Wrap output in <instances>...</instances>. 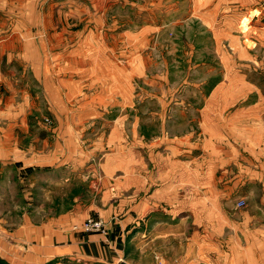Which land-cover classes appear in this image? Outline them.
<instances>
[{"label": "rangeland", "instance_id": "obj_1", "mask_svg": "<svg viewBox=\"0 0 264 264\" xmlns=\"http://www.w3.org/2000/svg\"><path fill=\"white\" fill-rule=\"evenodd\" d=\"M21 5L29 33L4 32L17 20L0 18V137L20 157L62 153L64 175L39 190L48 211L32 216H63L54 255L74 232L98 244L75 264H259L247 207L260 193H239L243 174L217 162L206 174L197 160L192 177L188 155L204 122L227 138L264 124V0ZM35 181L46 183L27 178L0 201V264L41 263L14 235Z\"/></svg>", "mask_w": 264, "mask_h": 264}, {"label": "crops", "instance_id": "obj_2", "mask_svg": "<svg viewBox=\"0 0 264 264\" xmlns=\"http://www.w3.org/2000/svg\"><path fill=\"white\" fill-rule=\"evenodd\" d=\"M23 1L25 3H36L37 0H0V18H14L17 20L12 27H9L10 29L7 28L4 32L29 33L28 25L21 26V24H19L21 23L20 21L27 18L30 14L29 6L27 7L28 11H22V7L24 6L21 4ZM43 1L45 5L44 10L46 12L47 7L49 11L52 9L50 7H52L54 2H59L60 4L64 3V0ZM47 3H51L52 5H47ZM208 125L209 122H204V127L202 126L199 130L201 140H199V142L195 140L194 145L198 146L192 145L194 149L190 155H188L193 163L189 165L192 177L195 176L197 171V160L205 163L204 169L206 174L210 172L208 163L214 162L219 164L218 168H224L226 166V168H224L226 171H235L234 178L241 177L243 174L245 180L241 186L239 185L240 188L238 187V192L247 194V192L250 191H258V193H260L258 204L247 207V212L253 214L252 220L255 225H257L255 228L256 232L253 234V241L256 244V248H259L260 251L264 253V201L261 200V195H264V124H248L247 127L241 128L242 132L238 135L231 134L228 138L225 137L224 134H210L209 131H207L210 130ZM202 128H205L209 135L208 133L201 132L203 130ZM195 135L196 132L194 134L191 132L189 139H192ZM5 142H8V140L0 137V146H2V150H0V201L6 198L9 199L13 195V186L17 188V192L22 189L27 178L40 176L41 179H46V183H43L44 185L39 182L37 183V181H35L34 185L33 183L31 184L32 190H30L29 193L33 194V200L30 203L31 207L28 216H22L23 219L21 220V227L19 228L20 232L18 234L13 233L19 236L18 240L20 243L28 244L27 250H24L22 255H25L31 260L35 259L36 261H40L41 263L39 264H51L54 259L68 257H72L73 259L65 260L64 264L77 263L81 259L79 255L84 257V253H88L86 251L87 249H90L91 246H98L94 237L82 235L81 233L68 232L66 233V237L69 236L72 238L73 248H66L64 252L60 250L55 256L53 251L54 233L58 236V240H62L60 241L61 245L64 240V230L57 229L54 231L53 227L54 225L57 227H64L63 216L61 215L54 221V218L52 219L51 216L46 214H44L39 221L32 217L34 212H39L38 210L48 211L46 208L47 202L44 201L41 203L39 190H41L42 187L46 188L48 186L47 181L55 177L61 178L64 175V161L60 160L62 153L59 155L60 163L52 162L53 156L51 154L42 156L33 152L32 154H28V156L24 155L20 157L18 152H22V150L17 148L16 140L12 141V146L14 148L11 152L5 148ZM208 145L213 147L212 153L208 150ZM41 158L48 160L45 163H38V159ZM240 171H243V173ZM40 213L41 212H39V214ZM6 237L7 234L5 231L0 229V244L3 243L0 245V248L4 250V252L7 251L4 248ZM87 245H89L90 248H88ZM80 249H82L83 252H78ZM263 253L259 258H264ZM93 255L95 256L88 255V257L97 260V256H100V254L97 255L96 252L93 253ZM36 264H38V262ZM57 264L61 263L57 262ZM259 264H264V259H261Z\"/></svg>", "mask_w": 264, "mask_h": 264}]
</instances>
